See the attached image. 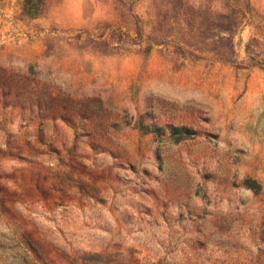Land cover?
I'll use <instances>...</instances> for the list:
<instances>
[{"label":"rangeland","instance_id":"obj_1","mask_svg":"<svg viewBox=\"0 0 264 264\" xmlns=\"http://www.w3.org/2000/svg\"><path fill=\"white\" fill-rule=\"evenodd\" d=\"M0 264H264V0H0Z\"/></svg>","mask_w":264,"mask_h":264}]
</instances>
